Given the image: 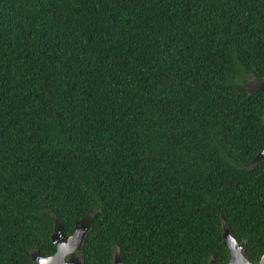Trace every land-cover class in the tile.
I'll use <instances>...</instances> for the list:
<instances>
[{
	"label": "trees",
	"instance_id": "trees-1",
	"mask_svg": "<svg viewBox=\"0 0 264 264\" xmlns=\"http://www.w3.org/2000/svg\"><path fill=\"white\" fill-rule=\"evenodd\" d=\"M264 0H0V264L264 255Z\"/></svg>",
	"mask_w": 264,
	"mask_h": 264
},
{
	"label": "water",
	"instance_id": "water-1",
	"mask_svg": "<svg viewBox=\"0 0 264 264\" xmlns=\"http://www.w3.org/2000/svg\"><path fill=\"white\" fill-rule=\"evenodd\" d=\"M255 85L247 84L246 88L249 93L264 92V79H255ZM264 159V150L261 151L252 160L254 165ZM93 216L85 215L76 222L72 234L67 235L64 232L62 224L58 218L54 217V227L51 234V241L56 250L52 256H41L37 251L31 252V262L33 264H82L79 252L82 249L86 234L91 230ZM222 243L229 253V261L227 264H264V255L257 263L248 260L245 253L244 242H238L232 235L230 229L226 225H222ZM112 264H125L118 252L113 255ZM208 264H217L214 260H210Z\"/></svg>",
	"mask_w": 264,
	"mask_h": 264
},
{
	"label": "rangeland",
	"instance_id": "rangeland-1",
	"mask_svg": "<svg viewBox=\"0 0 264 264\" xmlns=\"http://www.w3.org/2000/svg\"><path fill=\"white\" fill-rule=\"evenodd\" d=\"M255 79H251V80H249L248 81V83L247 84H249L250 83V85L252 86V88H253V85H255ZM247 86V85H246Z\"/></svg>",
	"mask_w": 264,
	"mask_h": 264
}]
</instances>
